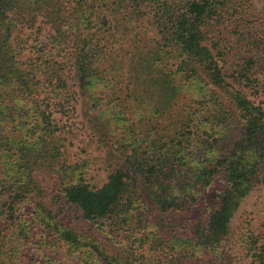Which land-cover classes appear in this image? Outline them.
I'll return each mask as SVG.
<instances>
[{
	"label": "rangeland",
	"instance_id": "1",
	"mask_svg": "<svg viewBox=\"0 0 264 264\" xmlns=\"http://www.w3.org/2000/svg\"><path fill=\"white\" fill-rule=\"evenodd\" d=\"M87 2L92 4L50 0L49 7L43 4L50 18L44 12L15 17L10 45L16 65L34 72L39 66L43 70L45 61L55 62L66 88L53 93L46 73L39 72L31 95L34 107L25 95L6 102L0 99V126L8 134L0 155L5 161L18 151L23 173L17 185L26 196L19 203L9 198L4 207L9 221L1 232L9 235L14 248L7 256L20 264H139L141 255L171 261L165 252L152 251L136 240L143 234L141 224L160 214L145 177L133 173L139 186L140 201L135 207L142 213L141 224L137 217L131 225L120 220H85L81 210L67 202L65 187L83 180L100 188L111 173L125 167V154L131 153L133 143L142 149L154 143L156 154L170 151L169 158L182 177L179 188L196 195L199 188L193 183L199 162L210 165L211 157L222 159L232 151L244 133V122L198 65L182 67L183 57L167 46L163 4L179 5L178 0ZM204 31L205 44L226 82L264 110V0H231L207 21ZM62 40L65 43L60 46ZM83 46L95 52L98 69L97 79L86 89L77 71ZM168 52L173 58L168 59ZM163 81H169L181 99L170 114L158 118L151 108L157 107L155 91ZM42 113L50 116L44 120ZM45 121L55 125L57 132L37 137L43 134ZM171 145L185 146L182 160L173 158ZM151 154L148 150L142 158ZM223 188L224 172L220 171L211 188L198 195L186 219L207 215ZM9 203L14 205L11 210ZM173 227L179 231V225ZM66 230L76 233L75 243L58 240ZM253 249L264 253V173L234 214L221 264H255Z\"/></svg>",
	"mask_w": 264,
	"mask_h": 264
},
{
	"label": "trees",
	"instance_id": "2",
	"mask_svg": "<svg viewBox=\"0 0 264 264\" xmlns=\"http://www.w3.org/2000/svg\"><path fill=\"white\" fill-rule=\"evenodd\" d=\"M83 1L86 3L85 6L92 4L87 0ZM178 1L180 4L175 6L163 4L167 24L164 30L167 35L163 38H166L164 40L168 47L175 48L178 56L183 57L182 67L198 65L209 84L225 93L244 122L241 139L232 151L222 155V159L217 156L211 157L210 165L205 161L199 162L198 173L193 183V186L199 188L196 195H193L194 192L184 193L179 188L178 182L182 177L180 174L177 175L169 158L170 151L163 150V153L158 155L155 153L154 143L147 145L145 149L133 143L131 153L125 154V167L111 173L107 182L100 188H94L81 180L65 187L64 193L67 202L76 205L85 220H120L131 225L133 219L137 217L139 220L137 223L141 224L142 213L139 212V207H135L140 201L139 186L133 173L140 174L145 177L149 196L160 214L156 219L149 218L147 223L141 224L143 234L136 240L140 245H148L152 251L165 252L171 261L141 255L139 264H221L223 244L229 234L234 214L252 188L261 181L264 173V110L260 105H255L241 90L226 82L222 68L211 49L205 44L204 29L207 21L221 13L231 4V0ZM43 4L49 7L50 0H0V99L3 102L10 97L14 100L21 99V95H25L31 101V95L37 86L34 80L39 72L46 73L45 81L52 86L53 93L66 88L55 62L45 61L41 64L43 70L39 66L34 72H30L22 70L14 60L10 39L15 28V17L24 13L44 12L46 17L50 18L51 15ZM85 16L83 13V19ZM64 43L65 41H60V46ZM168 53V59L173 58V53ZM94 56L95 52L91 48L90 50H87L86 46L80 48L77 71L83 89L91 86L96 78L94 74L98 69L95 67ZM245 79L249 81L248 78ZM155 95L157 107L151 108V112L153 115L157 114L158 118L170 114L181 99L169 81H163ZM33 102L31 101L32 107ZM209 112L214 115L211 108ZM221 112L224 114V111ZM44 113L42 114L45 120L50 115L46 116ZM42 130L43 134L37 137H48L57 132L56 126L50 121H45ZM4 131L5 128L0 126V149L4 147V141L8 138ZM33 133L30 137L34 136ZM188 138L185 140L186 143H189ZM170 148L175 150L171 153L173 158L182 160L185 146L178 149L171 145ZM148 150H152V154L146 159L142 158ZM6 160L4 161L3 155H0V264H20L12 256H7L14 248L9 235H2L1 231H5L3 227H8L9 219L4 215L9 214L8 208L4 209L6 201L11 198V202L19 203L20 199L26 197L23 195L22 187L17 185L23 171L17 150L11 152ZM220 171L224 172V188L216 196L213 209L207 215L189 221L185 216L190 213L195 202L199 201L198 195L202 194V190L211 188ZM9 204L11 210L14 205ZM177 225L179 231L175 232L173 226ZM145 227H149L150 231H146ZM58 240L72 244L77 241V235L71 230H66L59 234ZM252 251L255 264H264V253L258 249Z\"/></svg>",
	"mask_w": 264,
	"mask_h": 264
}]
</instances>
